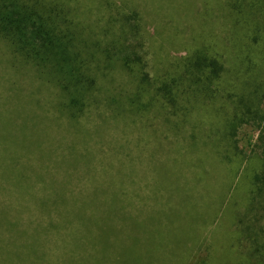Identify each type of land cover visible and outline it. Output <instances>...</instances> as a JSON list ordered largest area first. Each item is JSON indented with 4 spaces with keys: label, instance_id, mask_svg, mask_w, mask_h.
Here are the masks:
<instances>
[{
    "label": "rangeland",
    "instance_id": "1",
    "mask_svg": "<svg viewBox=\"0 0 264 264\" xmlns=\"http://www.w3.org/2000/svg\"><path fill=\"white\" fill-rule=\"evenodd\" d=\"M79 1L80 17L97 21L99 26H105L119 10L140 9L144 16L141 32L153 62L163 70H173L172 62L178 65L193 48L211 45L227 60L228 72L211 86L217 97L184 104L193 105L191 111L171 115L155 109L138 116L114 117L105 103L75 123L59 110L56 88L43 82L0 39V115L6 118L7 112L17 109L29 116L32 104L18 95L31 90L46 116L42 133L53 135H48L46 145L56 154L38 169L44 175L34 178L37 189L52 195L54 188L71 179V191L85 198L94 188L93 178L117 184L145 224L151 243L147 247L156 256L150 258L140 249L135 233L127 239L136 259H118L114 264H264V181L259 180L264 175V120L239 121L236 128L231 125L237 114L247 110L245 75L248 64L253 68V60L242 63L237 59L241 50L231 46L235 32L218 10L224 0ZM247 14V18L259 20L256 12ZM240 38L239 34L238 42ZM261 44L255 45L257 53L262 51ZM256 61L264 64V56ZM113 76V81L101 78V83L115 93L132 88L128 74ZM261 106L264 115V100ZM24 117L20 116L22 122ZM20 118L14 121L19 128ZM69 145L90 158L95 174L84 163H78L76 169L63 160ZM31 163L41 162L34 159ZM202 171L209 173L203 185L197 178ZM45 185L50 187L48 192L42 190ZM221 200L225 203L212 209ZM24 214L30 216L27 211ZM31 218L34 226L36 219L41 221ZM210 218L205 226L201 224ZM53 232L59 240L65 235V229Z\"/></svg>",
    "mask_w": 264,
    "mask_h": 264
},
{
    "label": "trees",
    "instance_id": "2",
    "mask_svg": "<svg viewBox=\"0 0 264 264\" xmlns=\"http://www.w3.org/2000/svg\"><path fill=\"white\" fill-rule=\"evenodd\" d=\"M79 3L0 0V39L23 64L31 65L43 82L56 88V104L71 122H79L93 107L105 103L114 117L138 116L155 109L178 115L194 108L184 105L192 99L203 103L207 97H217L211 86L223 80L228 68L227 60L211 45L193 48L181 63L172 62L173 70H163L153 62L147 38L141 32L144 16L140 9L130 13L119 10L105 26H99L97 21L80 17ZM220 3L218 10L227 16L235 32L236 41L231 46L241 50L237 59L242 63L247 58L253 60L254 69L248 64L245 75L243 96L247 110L232 122L236 128L239 121L264 120V64L256 61L264 56V0ZM254 12L260 21L246 17ZM261 42L262 51L257 53L255 45ZM113 73L122 77L128 74L132 88L115 93L103 85L101 78L113 81ZM28 91L18 97L32 104L29 116L24 117L17 109L7 112L6 118L0 115V264H114L118 259H136V251L127 239L135 233L140 249L155 259L156 253L147 247L151 243L145 224L114 182L93 178L94 188L85 198L71 191V179L54 188L52 195L37 189L34 178H42L44 161L56 150L46 145L52 134L42 133L46 116L32 91ZM18 118L21 128L14 122ZM166 122L169 123L167 118ZM62 158L75 164L76 169L78 163H84L90 174H95L90 158L71 145ZM34 159L41 163L32 165ZM66 174L69 178L73 175L70 170ZM197 178L203 185L209 173L202 171ZM259 180L264 181V175ZM49 189L47 185L42 188L44 192ZM224 203L216 201L212 209ZM26 211L30 216H25ZM32 216L41 219H36L35 226ZM210 220L201 224L205 226ZM55 229H65L62 242L55 236L59 232H53Z\"/></svg>",
    "mask_w": 264,
    "mask_h": 264
}]
</instances>
